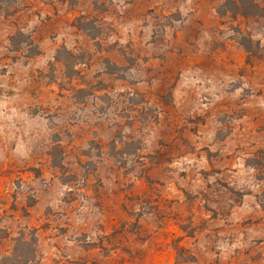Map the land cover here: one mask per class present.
I'll return each instance as SVG.
<instances>
[{
	"label": "rangeland",
	"instance_id": "374dc122",
	"mask_svg": "<svg viewBox=\"0 0 264 264\" xmlns=\"http://www.w3.org/2000/svg\"><path fill=\"white\" fill-rule=\"evenodd\" d=\"M225 1L0 0V264H264V16Z\"/></svg>",
	"mask_w": 264,
	"mask_h": 264
},
{
	"label": "trees",
	"instance_id": "16d2710c",
	"mask_svg": "<svg viewBox=\"0 0 264 264\" xmlns=\"http://www.w3.org/2000/svg\"><path fill=\"white\" fill-rule=\"evenodd\" d=\"M218 14H229L232 18H259L264 16V10L254 0H226ZM246 50L249 52L248 47Z\"/></svg>",
	"mask_w": 264,
	"mask_h": 264
}]
</instances>
